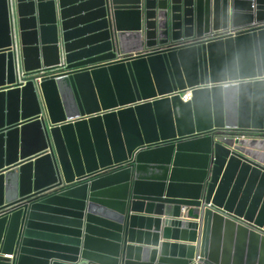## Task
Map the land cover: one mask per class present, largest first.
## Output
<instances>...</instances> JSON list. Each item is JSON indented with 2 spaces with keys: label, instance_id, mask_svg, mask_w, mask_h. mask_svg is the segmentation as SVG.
Here are the masks:
<instances>
[{
  "label": "water",
  "instance_id": "water-1",
  "mask_svg": "<svg viewBox=\"0 0 264 264\" xmlns=\"http://www.w3.org/2000/svg\"><path fill=\"white\" fill-rule=\"evenodd\" d=\"M79 1L0 0V264H264V0Z\"/></svg>",
  "mask_w": 264,
  "mask_h": 264
},
{
  "label": "rangeland",
  "instance_id": "rangeland-1",
  "mask_svg": "<svg viewBox=\"0 0 264 264\" xmlns=\"http://www.w3.org/2000/svg\"><path fill=\"white\" fill-rule=\"evenodd\" d=\"M79 3L84 4L85 2H84V0H80ZM20 8L21 9L24 8V14L26 16V18L24 20V25H23V22L21 21V18H20L19 12H18ZM28 8H29V6H28L27 2L25 3L24 0H19L18 9H16L17 13L12 14L10 16L11 29H12V33L15 34V37H17L19 35V33H21L22 29H24L25 31L28 30V23H29V16L27 15ZM82 9L83 8L80 9V12L79 11L77 12V13H80L81 15H80L78 21L76 22V24L74 26L73 34L68 27H64V29H63V34H64L63 44H65V42H67L68 39H70V38H74V40L81 39L82 37H84V31L88 27L92 28L93 25H95V21L97 18L96 14L90 13L89 15H85L84 11ZM66 11H69V10H66ZM44 43L51 45V43L49 41H44ZM80 54L84 58L88 56V52L85 50V48H81ZM19 59H22V53L21 52L19 53Z\"/></svg>",
  "mask_w": 264,
  "mask_h": 264
},
{
  "label": "bare ground",
  "instance_id": "bare-ground-1",
  "mask_svg": "<svg viewBox=\"0 0 264 264\" xmlns=\"http://www.w3.org/2000/svg\"><path fill=\"white\" fill-rule=\"evenodd\" d=\"M99 8V7H98ZM102 14V12H101ZM104 57V55H97L95 58H102ZM82 64H85V63H81L79 65H82ZM62 66V65H61ZM48 70V65H47V56L45 53L42 54L41 56V59H40V68L38 70H30L28 69L27 72H23L22 70V77L23 78H28V77H31V76H37L38 74H43V73H46Z\"/></svg>",
  "mask_w": 264,
  "mask_h": 264
},
{
  "label": "built area",
  "instance_id": "built-area-1",
  "mask_svg": "<svg viewBox=\"0 0 264 264\" xmlns=\"http://www.w3.org/2000/svg\"><path fill=\"white\" fill-rule=\"evenodd\" d=\"M191 92L192 90H186L184 92H182L180 94V99L182 102H188L191 99ZM212 204L210 203L209 206H211ZM183 211H186V208H183ZM8 256V255H7ZM10 256V255H9ZM200 259V256H196V258L194 259L195 263L194 264H198V260Z\"/></svg>",
  "mask_w": 264,
  "mask_h": 264
}]
</instances>
